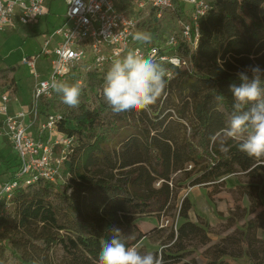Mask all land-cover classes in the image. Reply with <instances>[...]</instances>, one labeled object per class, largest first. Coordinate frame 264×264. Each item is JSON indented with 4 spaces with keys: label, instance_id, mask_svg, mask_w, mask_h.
Masks as SVG:
<instances>
[{
    "label": "trees",
    "instance_id": "1",
    "mask_svg": "<svg viewBox=\"0 0 264 264\" xmlns=\"http://www.w3.org/2000/svg\"><path fill=\"white\" fill-rule=\"evenodd\" d=\"M138 18L140 32L152 36L150 43H142L148 48L179 35V21L189 22L178 3L159 19L152 8L139 12ZM198 31L194 48L186 41L176 48L187 67L156 60L167 69V87L147 111L112 112L102 95L110 65L102 72L86 68L81 83L78 69H73L70 76L81 87L78 107L65 105L55 92L41 99V114L59 112L57 130L71 139L63 161L68 182L17 179L11 211L0 218V264H53L50 255L58 250L65 264H96L101 240L110 241L113 228L120 230L126 246L137 245L146 233L136 218L168 208L173 173H183L189 186L239 172L264 175V159L239 151V140L227 139L226 150L220 147L234 102L230 86L241 83L237 73L248 66L264 70V0H213L198 21ZM17 70L13 65L0 68V92L18 91ZM115 139L118 149L104 148ZM14 161H5L4 179L15 175V153ZM158 180L159 186L153 187ZM259 206L252 203L251 212ZM190 207L184 197L177 211L182 222L166 238L172 244L160 250L162 264H197L191 259L181 262L189 254L184 242L197 236L203 244L209 240L206 226L189 219ZM259 229L264 230V209L246 221L241 234L227 235L208 247L212 263H224V256H247L251 264H264Z\"/></svg>",
    "mask_w": 264,
    "mask_h": 264
},
{
    "label": "built area",
    "instance_id": "2",
    "mask_svg": "<svg viewBox=\"0 0 264 264\" xmlns=\"http://www.w3.org/2000/svg\"><path fill=\"white\" fill-rule=\"evenodd\" d=\"M53 0H0V31L35 28L41 19H47ZM66 5L62 24L45 38L42 47L33 56H25L23 64L30 69L33 79L30 99L18 103L9 90L0 92V137L8 140L17 158L14 177L0 182V218L7 217L12 206V195L18 178L35 180L44 178L55 184L66 182L63 161L71 139L57 130L62 115L57 111L41 114L42 98L51 96L45 82L64 81L73 69H78L81 83L86 68L102 72L111 62L129 51L142 57L168 61L176 67L188 66L187 61L176 54L180 41L194 48L198 39V21L212 5L213 0H63ZM130 2V3H127ZM183 5L189 22L179 21L180 34L165 37L158 45L146 47L134 37L138 28L139 12L146 8L156 11V19L162 12ZM127 4V5H125ZM132 4V10L129 6ZM125 5V6H124ZM148 14V11H145ZM193 28V33L191 32ZM34 33V32H33ZM52 40L54 42L52 43ZM50 57L51 71L42 77L36 62ZM169 75V74H168ZM61 145V153L55 154V146ZM29 182V180L27 181ZM178 222L171 228L177 232ZM225 264V263H220Z\"/></svg>",
    "mask_w": 264,
    "mask_h": 264
},
{
    "label": "rangeland",
    "instance_id": "3",
    "mask_svg": "<svg viewBox=\"0 0 264 264\" xmlns=\"http://www.w3.org/2000/svg\"><path fill=\"white\" fill-rule=\"evenodd\" d=\"M128 6L129 10H132V4ZM65 10L66 5L63 0H53L50 2V11L47 15V19H41L35 28L30 30L17 25L14 29L0 31V68L11 65L18 67L15 77L20 88V94L24 96L25 99L30 97L33 79L30 76L29 67L23 64L22 60L25 56H33L38 52L45 38L62 24ZM33 32L36 35L32 36V34H34ZM53 42L54 40H52V43ZM36 67L38 71H42V77H47L48 73L51 71L50 57L39 58L36 62ZM64 81L69 84H74V77L69 75ZM104 148L107 150H112L114 148L118 149V140H112L104 145ZM61 150V145L55 146L56 155L60 154ZM6 160L15 163L14 153L8 140L0 137V182L8 175V169L6 168L7 164L5 163ZM187 169H191V166L187 165ZM229 177H234L235 181H237V184L233 183V186H235L234 188L225 186V179ZM65 181L64 183L68 182V177H66ZM188 181L189 180L183 178V173L176 172L171 174L170 184L173 190V198L168 208L159 215L137 216V223H139L140 228L146 233V236L137 244L142 253L152 252L160 258V250L166 249L167 245L169 246L172 244V242L169 243L166 241V238L172 230V222L177 221L179 224L181 221L180 217L177 215V211L181 203L180 199L183 194V189L189 186L187 185ZM159 182V180L155 181L152 186L158 187ZM201 185L211 186L212 189L218 193L224 191L227 196L231 194L233 197V205L225 222L217 224L216 226H210L202 222L206 226V231H208L209 240H207L205 244L202 243L201 236L186 240L184 242V251H189V254L184 257L181 262L191 259L196 261L197 264H213L210 254L207 253L208 247L220 242V240L227 235L233 234L238 236L241 234L245 228L246 221L255 215L250 210L252 203H258L260 206H264V175L261 174L259 177H251L245 172H239L224 175L215 181H209L196 186ZM180 192L181 194L179 196ZM248 194H250V196ZM198 222L200 223V221ZM259 233L263 235L261 239L264 240V232L259 229L257 235H259ZM172 254H175V252H172ZM50 256L53 264H65L63 254L60 250L55 251ZM222 259L247 261V256L237 258L224 256Z\"/></svg>",
    "mask_w": 264,
    "mask_h": 264
},
{
    "label": "clouds",
    "instance_id": "4",
    "mask_svg": "<svg viewBox=\"0 0 264 264\" xmlns=\"http://www.w3.org/2000/svg\"><path fill=\"white\" fill-rule=\"evenodd\" d=\"M134 38L145 44L152 40L147 32H138ZM237 75L241 83L230 86L234 102L227 126L220 133V147L226 150L225 141L236 139L240 141L239 151L250 158L264 159V70L258 65L248 66ZM44 87L55 92L65 105L78 107L81 95L78 84L52 79L45 82ZM166 87V68L150 56L142 57L129 51L111 62L104 76L102 95L114 114H130L149 110ZM112 231L114 235L110 241L101 240L96 264H162L156 254L142 253L138 245L126 246L118 228Z\"/></svg>",
    "mask_w": 264,
    "mask_h": 264
},
{
    "label": "crops",
    "instance_id": "5",
    "mask_svg": "<svg viewBox=\"0 0 264 264\" xmlns=\"http://www.w3.org/2000/svg\"><path fill=\"white\" fill-rule=\"evenodd\" d=\"M16 84L18 87V91L15 93V95L18 98V103H15L14 105H12L14 109L18 108L20 103L27 102L30 99V97L28 99H25L24 96L20 94V88H19L18 82H16ZM225 180H226L225 186H228L230 188L235 187L233 186V183L237 184V181H235L234 177H229V178H226ZM180 194L181 192L179 193V196ZM184 197H186L189 200L190 205H191L190 210L188 212L189 219L196 221V222L198 221H200L201 223L204 222V223L209 224L210 226H216L217 224L225 222L229 216V211L231 210L232 205H233V197L231 196V194L227 196V194L224 191H221L218 193L217 191H214L211 186H204V185L188 186L187 188L183 189V194L180 200H182ZM263 202H264V198H263ZM263 209H264V206H259L253 212V214L256 215L258 212L262 211ZM181 222H182V219L180 223ZM137 224L139 225V223ZM154 226H157V225H154ZM260 230L264 232V230L262 229ZM258 236L260 238L263 237V235H261L260 233ZM224 263L225 264H251L248 260L247 261H242V260L232 261L230 259H225Z\"/></svg>",
    "mask_w": 264,
    "mask_h": 264
}]
</instances>
